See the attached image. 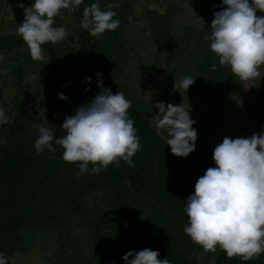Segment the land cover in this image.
<instances>
[{"label": "rangeland", "instance_id": "1", "mask_svg": "<svg viewBox=\"0 0 264 264\" xmlns=\"http://www.w3.org/2000/svg\"><path fill=\"white\" fill-rule=\"evenodd\" d=\"M20 2L21 0H0V36L14 33L18 37L16 29L24 20L23 9L17 6ZM22 2L27 7L34 3V0H22ZM93 2L97 0H83V3L76 8V12L61 10L58 16L61 20L57 21L58 17H56V26L66 27L70 33L69 38L55 45L51 43L46 45L49 48L65 46L63 52L65 54L70 52L67 57L61 59L62 67L56 69V72L48 69L40 74L34 69L35 73L30 77L31 89L18 95V100L22 99L24 102L23 107H34L38 110L36 124L33 123L32 127L43 124L58 130L65 115L69 113V107L66 105V110L60 111L56 108L50 96L52 91L50 86L54 84L59 90L66 88L65 92L60 91L66 96H70L73 89H77V85L81 86L84 82H89L90 87L94 89L97 73L93 72L92 68L101 67V64L97 62L94 66L92 64L98 55L106 59L108 49H113V52L119 51L127 57V60L121 58L116 60L119 67L129 61L138 66V58L142 59L148 54L142 51L141 56L133 58L131 50L135 45L138 49V38L141 36L139 33H144L145 40L156 39L158 45L156 47L163 45L162 49L158 50L163 53V58H158L152 63H155V67L164 73L158 76L154 71L153 73L146 71L147 63L141 60L139 61L142 65L141 71L137 69V76L135 74L132 76L131 71H126L124 74L127 76L121 77L122 80L118 83L115 79L110 81L106 74L103 77L104 86L110 88L113 94L117 91L122 92L124 88L129 93L126 98L131 100L132 106L128 112L133 120L137 118L135 114L138 113V118H147L151 127L156 130L155 113L159 109L152 108L154 96L158 97L157 101H163L166 105L182 103L183 106L190 107V117L196 121L193 127L197 130L198 138L195 142V151L186 158L201 168L206 165L215 167L213 149L225 136L229 135L227 128L233 133L231 138L250 137L254 132L264 131V77L261 78L259 88L245 91L230 68L219 64L218 57L212 62L219 67L217 71L214 65L213 67L208 65L211 63L207 57L208 53L201 50V45L207 43L204 36L210 34L211 29L206 25L201 29L198 28L201 24L199 17L203 15L207 22L212 20L205 13L203 14L194 2L190 0H99L102 10H109L107 8L109 4L119 5L111 10L117 13L115 18L121 23L115 31H106L100 39H91L94 47L88 50L85 46L89 43L81 40L82 37H87V32L85 34L84 29L80 30L81 32L78 30L83 20L79 13L83 15V9ZM148 9L158 14L151 13L152 15L146 17V13H150ZM5 11H8V15H4ZM196 11L202 14L198 15ZM156 20L159 22L155 23ZM142 21L150 22L155 32L153 38L147 34L148 27L145 29L139 25ZM121 37L126 40V43L121 46L115 45V39L119 40ZM72 39L77 42L72 44ZM70 42L72 45H69ZM80 42L84 45L83 47L79 46ZM210 57H212V51ZM47 60H49L48 57ZM6 62L7 60L3 57L0 60V67L6 66ZM199 63H201V69L205 67L207 72L199 70L197 67ZM107 65L108 63H105V67ZM31 66L36 65L33 63ZM173 70L174 76L171 78ZM212 70L215 72L214 75ZM1 72L4 74L7 70H0ZM208 73L209 76H207ZM84 75L91 77L92 81L80 79ZM183 75L196 76L193 85L187 92L174 91L175 78L179 79ZM205 75L207 76L206 84L201 85ZM134 79L137 80L133 81ZM12 80L16 81L14 78ZM226 80L230 82V86L233 85L232 83L235 86L231 88L225 85ZM131 82L137 86H130ZM123 85L125 87H122ZM233 95H238L242 99V107L232 101ZM10 98L12 101L14 95L11 94ZM57 100L61 99L57 97ZM237 109L241 115H238ZM161 137L166 141L169 138L166 133ZM171 156L175 155L171 154ZM56 168L60 166L56 165ZM94 190L88 196L85 193L82 194L81 209L74 214L69 213L66 218L63 216L65 219H61L60 222L23 228L13 255L16 264H125L122 257L130 250L140 251L150 248L160 252L165 249L175 232H169L168 215L157 216L152 211L157 198L149 195L151 190L148 189L145 195L138 197V203H130L127 212L123 215L120 212L116 214L115 206L120 207L119 203L123 201H114L113 189L98 187ZM161 206L165 207L163 204ZM56 211L61 210L58 207ZM159 211L162 210L159 209ZM106 213L111 217L116 214L113 219L118 222L110 223ZM87 219L103 220L99 226H96L89 224ZM111 224L112 227L109 226ZM185 237L189 239V245L192 246L191 254L197 253L199 264L204 261L213 263L215 255L209 258L210 252L206 253L201 246L194 244L188 235Z\"/></svg>", "mask_w": 264, "mask_h": 264}, {"label": "clouds", "instance_id": "2", "mask_svg": "<svg viewBox=\"0 0 264 264\" xmlns=\"http://www.w3.org/2000/svg\"><path fill=\"white\" fill-rule=\"evenodd\" d=\"M82 3L83 0H34L25 7L21 0L17 6L23 9L24 20L18 24L16 34L27 44L32 60L47 63L43 46L69 38L66 27L56 26V17L61 10L73 11ZM222 5V10L214 12L210 34H205L204 39L210 42L219 64L230 68L245 91L259 88L264 77V15L257 12L264 13V0H222ZM118 6L109 4V10H102L99 0L91 3L83 9L81 27L97 39L106 31H115L121 22L111 9ZM101 75L97 73L99 91L94 98L65 117L61 125L65 134L57 138L53 127L42 124L33 144L40 154L46 149L55 151V141L63 148L65 162H79L77 179L88 173L90 164L92 174H99L109 165L119 168L121 160L134 167L132 158L141 150L140 137L128 112L131 100L121 91L113 94L104 86ZM195 78H175L174 91L187 92ZM57 97L68 99L64 93ZM233 99L243 106L238 95ZM153 107L159 109L155 113L157 135L167 134L166 144L171 146L172 154L187 157L195 151L198 134L190 107L182 103L166 105L163 101ZM10 122L6 109L0 106V124ZM213 160L215 167H208L197 179L194 192L185 201L183 211L188 222L183 231L206 253H216L219 248L229 259L258 258L264 253V131L250 137L225 136L215 145ZM159 256L158 250L144 248L130 250L122 259L125 264H172ZM0 264L16 261L0 251Z\"/></svg>", "mask_w": 264, "mask_h": 264}, {"label": "trees", "instance_id": "3", "mask_svg": "<svg viewBox=\"0 0 264 264\" xmlns=\"http://www.w3.org/2000/svg\"><path fill=\"white\" fill-rule=\"evenodd\" d=\"M190 1L194 2L211 20L214 19V12L225 7L222 5V0ZM75 10L74 12L77 11ZM4 15H8V11H5ZM79 15L83 17L81 13ZM257 15H264V13L258 11ZM58 20L60 21L61 18L58 17ZM209 23L211 25V22ZM82 29L84 28L81 26L78 28L79 31ZM86 32L87 37H82L81 40L89 43L85 47L90 50L94 47L90 40L97 38L92 37L87 30H85V34ZM74 42L77 41L72 39V44ZM72 44L70 42L69 45ZM208 44L210 45L209 41L205 43L206 46L203 50L208 53L209 62L212 63L214 58L209 56ZM79 46L83 47L84 45L80 42ZM64 49L65 46L49 48L46 45L44 51L49 59L47 63L34 61L22 37H16L14 33L0 36V54L7 60L6 66H1L0 70L5 69L8 72L0 73V106L6 109V115L11 121L0 124V251L13 257L23 228L60 222L69 213L74 214L75 211L81 209L82 194L85 193L88 196L98 187L113 189L114 201H123L119 203L120 207L115 206L116 214L120 212L122 215L127 212L130 203H138V197L145 195L149 189L151 190L149 195H154L157 198L152 211L157 216L168 215L169 232H175L165 249L159 252L158 258H167L172 261V264H199L197 253L191 254L192 246L189 245V239L185 237L187 234L183 231L188 222V217L183 209L186 206L187 197L194 192L197 179L204 175L208 167L212 166L206 165L201 168V166L192 164L186 157L171 156V146L167 145V141L160 135H157L147 118H138V113L135 114L137 118L134 120V126L140 137L141 150L132 158L134 167H129L121 160L119 168L109 165L99 174H92V165L90 164L88 173L82 174L77 179L76 172L79 171V162H65L63 148L56 145L55 141H53L55 151L46 149L43 153L37 154L33 144L38 136V126L41 124L35 125L36 127H32V124L36 122L38 110L34 107H23L24 102L22 99L18 100V95L31 89L30 77L35 73L34 69L41 74L48 69L56 72V69L61 68V59L67 57L70 52L65 54ZM96 62L101 64V67L92 68ZM33 63L36 65L35 67L31 66ZM92 66L90 67L93 72L101 73L103 80L106 70L105 60L98 55ZM149 72L153 73L152 70ZM162 72L158 68L154 70L158 76L162 75ZM85 73L88 72L85 71ZM86 77L87 75H84L80 79ZM13 78L16 81H13ZM141 78L144 80L143 77ZM232 84L230 86L228 80L225 82V85L231 88L235 86L234 83ZM94 87V89L91 88L89 82H84L81 86L78 84L77 89H73V93L71 92L72 94L67 96V100L58 101L56 95L61 93L60 91L65 92L66 88L59 90L56 85L52 84L50 96L59 111L66 110V105L69 107L66 117L74 114V110L78 106L88 103L94 98L99 91L97 81ZM11 94L14 95L12 101ZM233 97L234 95L232 99ZM232 101L236 103L234 99ZM195 107H197L196 104ZM131 118L133 119V117ZM61 125L57 128L58 130L54 131L57 138L65 134ZM227 132L232 136L233 133L230 129L227 128ZM56 165H59L60 168H56ZM162 204L165 207H162ZM58 207L61 211H56ZM116 214L112 217L108 213L105 215L108 216L107 220L110 223H116L118 221L113 219ZM87 220L89 224L99 226L103 219ZM212 255H215L212 264H264V253H261L258 258L248 261L239 257L229 259L226 253L219 248L216 253L210 252L209 258ZM211 263L204 261L202 264Z\"/></svg>", "mask_w": 264, "mask_h": 264}, {"label": "crops", "instance_id": "4", "mask_svg": "<svg viewBox=\"0 0 264 264\" xmlns=\"http://www.w3.org/2000/svg\"><path fill=\"white\" fill-rule=\"evenodd\" d=\"M148 11H150V13H146L147 15H146V17H148V16H150V15H154V13H157L156 11H151V9H148ZM201 11V10H200ZM202 12V11H201ZM201 12H197L196 11V13L198 14V15H201L202 13ZM152 13V14H151ZM158 14V13H157ZM204 14V13H203ZM143 18V16L141 15V19ZM200 18V20H201V24H200V26L198 27V28H203L205 25L207 26V27H209L210 28V23L209 22H207V20H206V18L202 15L201 17H199ZM157 22H159V20H156L155 21V23H157ZM139 25L142 27V28H147V34H148V36L149 37H154V34H155V32H154V30H153V28H152V26L150 25V22H148V21H142V22H140L139 23ZM150 25V26H149ZM150 28H152V30L150 29ZM200 32H201V30H200ZM139 35H141V36H139V38H138V49H136L135 47H136V45H135V47H134V49L133 50H131V53H132V57L133 58H136V57H138V56H141V54H142V51H144V52H147V56H143L142 57V59H141V57H139L138 58V66L135 64V63H131L130 61L127 63V64H124L122 67H119L118 65H117V59H123V60H125L127 57L124 55V54H122V53H120L119 51H114L113 52V49H108V51H107V56H106V59H104L105 60V63H108V65H107V67H106V70H105V73H104V76H105V74L109 77V80L110 81H112L113 79H115L116 80V82L118 83V81L119 80H122L121 79V77H126L127 75L126 74H124V72H126V71H131V73H132V76H134V74H135V76H137V69H138V71L140 70L141 71V60H145L146 61V67H145V70L146 71H149V70H152V71H154L155 69H157V67H155L156 66V64L154 63H152V61H154V60H156V59H158V58H163V53L160 51V52H158V50H160V49H162V46L163 45H161L159 42V44H160V47H156V46H158L157 44H156V39H154V40H150V39H146L145 40V34L144 33H139ZM145 37V38H144ZM143 40H145L144 42H142ZM126 40L124 39V38H120L119 40L118 39H115V45L116 44H119L120 46L121 45H124L126 42H125ZM118 45V46H119ZM205 44H202L201 45V50H203L204 48H205ZM208 49H210V46H209V44H208ZM195 51V50H194ZM138 52H139V55H138ZM157 52V53H156ZM210 52H211V50H210ZM157 54L156 55V57H154V54ZM210 56V55H209ZM216 55L212 52V59L214 58V59H216ZM127 60V59H126ZM140 61V62H139ZM148 64H151V65H148ZM201 63H199L198 65H197V67L199 68V70H201L202 72H207L206 71V68L204 67V68H202L201 69ZM208 65L210 66V65H212L211 67H213V65H214V63H208ZM215 67H216V70L215 71H217V69H219V67L217 66V65H214ZM196 67V68H197ZM198 70V71H199ZM113 71V72H112ZM139 71V72H140ZM214 70H212L211 72H213ZM215 74V72H213V75ZM112 76H114L115 78H111ZM174 76V70L172 71V73H171V75H170V77L172 78ZM207 76H209V73L207 74ZM207 76L205 75L204 77H205V79H204V81L202 82V84L201 85H204V84H206V81H207ZM142 77V76H141ZM134 78V77H133ZM136 78V77H135ZM135 80H137V79H134L133 81H135ZM125 84H127V83H125ZM127 86V85H126ZM130 86H134V87H136L137 85H135L134 83H132L131 82V84H130ZM122 87H125V85H123ZM122 92L123 93H125V96L127 95H129V93L126 91V89L124 88V89H122ZM156 96H154L153 97V99L155 98ZM129 98H130V96H129ZM152 99V100H153ZM159 101V100H158ZM227 109H225V111H226ZM238 115H241V114H239V111H238ZM222 134V133H221ZM229 134V133H228ZM230 135V134H229ZM231 136V135H230Z\"/></svg>", "mask_w": 264, "mask_h": 264}, {"label": "built area", "instance_id": "5", "mask_svg": "<svg viewBox=\"0 0 264 264\" xmlns=\"http://www.w3.org/2000/svg\"><path fill=\"white\" fill-rule=\"evenodd\" d=\"M157 99H158V97L156 96V97L154 98L153 104L156 103Z\"/></svg>", "mask_w": 264, "mask_h": 264}]
</instances>
